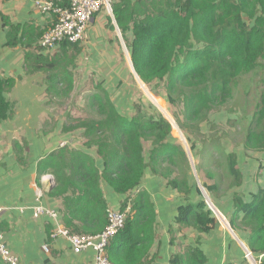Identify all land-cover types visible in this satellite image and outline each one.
I'll return each instance as SVG.
<instances>
[{"label": "trees", "instance_id": "1", "mask_svg": "<svg viewBox=\"0 0 264 264\" xmlns=\"http://www.w3.org/2000/svg\"><path fill=\"white\" fill-rule=\"evenodd\" d=\"M111 10L124 40L127 32L132 35L127 47L139 79L145 86L163 82L168 104L182 106L181 118L177 116L175 120L193 139L189 137L187 143L193 158L197 156L201 161L196 169L204 165L206 177H214L213 185L202 183L203 192L219 198L240 186L241 174L235 168L234 156L224 154L220 139L202 134L199 125L208 122L211 111L224 108L233 113L235 108L230 109L229 105L236 99L240 82L246 75L257 74L261 76V90L251 120L247 124L244 121L251 87L258 91L257 84H250L239 93H244L239 96L244 107L241 118L234 123L237 126L245 123L246 150L264 151V0H119L112 4ZM110 27L113 29L111 21ZM10 30L17 28L10 25ZM8 45L14 44L9 41ZM42 50L39 54H26L27 71L47 72L54 94L67 95L73 83L69 68H74L80 53L78 43L63 41L61 52L55 57L43 54ZM64 83L68 92H58L57 86ZM7 87L8 82L0 77V123L12 111L3 96ZM89 102L94 118L79 120L76 126L84 129L89 146L97 147L103 170L99 172L93 160L81 151L67 148L47 155L37 164L38 179L48 173L55 180L51 195L63 199L66 228L82 234H96L104 229L107 205L100 180L117 194H126L139 185L145 168L149 167L177 192L184 195L190 192L187 180L190 166L185 151L167 141L171 126L161 115L145 113L141 105L134 104L135 115L127 119L117 112L102 86L89 97ZM142 140L152 145L148 163L144 161ZM196 142L200 149L196 148ZM13 148L18 161H24L21 146L14 144ZM233 205L236 216L243 214L242 225L249 231L248 250L254 256L264 253V189L253 195L251 202L234 194ZM126 208L124 203L120 211ZM206 208L204 201L186 203L179 209L176 222L184 229L191 227L207 233L216 219ZM153 216L147 194L140 191L131 200L123 229L107 247L111 264L146 262L152 240L147 229ZM230 226L236 229L237 220H230ZM0 264L4 263L0 260ZM44 264L51 263L46 260ZM170 264H205V257L198 248H186L183 254L173 256Z\"/></svg>", "mask_w": 264, "mask_h": 264}, {"label": "crops", "instance_id": "2", "mask_svg": "<svg viewBox=\"0 0 264 264\" xmlns=\"http://www.w3.org/2000/svg\"><path fill=\"white\" fill-rule=\"evenodd\" d=\"M45 1L47 0H0V77L8 82L3 96L12 106L10 117L0 123V232L10 254L17 257L20 264H44L46 260L51 264H92L95 257L93 250L75 254L65 238L49 239V234L55 229L66 228L62 214L63 199L51 195L55 187L51 174L46 173L37 178V164L47 155L67 148L81 151L93 160L99 172L103 170V161L97 147L89 146L83 136L84 129L76 125L79 120L94 118L89 97L97 91L98 86H102L108 93L120 115L127 119L135 115L134 104L127 98L129 93H135L134 87L129 86V78L132 77L130 73L134 77L135 75L130 62L131 72H125L126 68L121 62L124 48L122 41L130 43L132 35L129 39L131 33L127 32L124 40L120 30L116 28L112 11L110 13L103 8L95 14L88 23L83 40L78 43L80 53L75 58V66L69 68L73 78L72 89L65 96H56L51 89L52 84L47 81V72H28L25 65L27 53L39 54L41 37L54 19L50 12L43 13L37 8L38 2ZM117 2L119 0H114L113 3ZM10 25L17 30L11 32ZM117 32L122 37L117 36ZM9 41L14 45L9 46ZM62 43L63 41L52 50L43 49L42 53L55 57L60 54ZM126 55L129 56V61L130 55ZM76 67H81L83 72H72ZM90 77L94 79L90 80ZM66 85L59 84L56 90L66 93ZM77 93L83 98L75 97L73 104L72 98ZM144 93L150 98L145 91ZM25 94H30L35 99L34 111H30L31 104L24 100ZM66 100L63 112L56 114L54 106H64ZM157 106L167 116V109ZM70 107H77L84 114L74 115L75 111ZM19 110L27 111L22 114ZM221 112L227 114L223 120L219 118ZM34 116L35 124L31 125ZM237 118H241L239 108H235L233 113L223 108L211 111L208 122L199 125L202 134H211L220 139L224 154L234 156L235 168L241 174L240 186L229 189L219 198L207 194L220 216V222L216 220L214 227L207 233H199L191 227L184 229L176 222L179 209L186 203L205 202L202 183L214 184V177H206L204 165L196 169V164L199 165L201 161L197 156L193 158L190 151V155L187 154L182 145L185 139L176 126L174 130L181 144L170 136L171 132L167 141L180 145L185 151L190 166L187 176L190 192L187 195L170 187L166 179L155 175L149 167L145 168L139 185L126 194H117L107 182L100 180L99 186L107 211H120L124 203L127 204V211H130L134 196L140 191L147 194L154 216L152 223H148L150 229L147 232H150L152 240L144 264H170L172 257L183 254L186 248H198L205 257V264H248L244 249L249 246V231L242 225L243 214H235L233 198L234 194H238L245 202H251L252 196L264 189V151L245 149V123L251 117L247 114L245 123L241 126L234 123ZM165 120L172 130V123ZM64 128H69L70 131ZM141 143L144 161L148 163L152 145L149 141L142 140ZM185 143L188 147L186 141ZM196 143V148L200 149L199 142ZM14 144L23 149L21 155L24 161H18ZM38 207L46 212L57 213V218H50L48 214L35 216ZM220 213L225 216V224L220 219ZM230 220H237L236 229L230 226ZM44 245H48V253L43 250Z\"/></svg>", "mask_w": 264, "mask_h": 264}, {"label": "built area", "instance_id": "3", "mask_svg": "<svg viewBox=\"0 0 264 264\" xmlns=\"http://www.w3.org/2000/svg\"><path fill=\"white\" fill-rule=\"evenodd\" d=\"M114 0H47L43 3H37V8L43 12H50L53 16V22L49 29L42 35L40 47L45 50H52L62 41L71 44L79 43L83 40L88 23L93 16L105 8L111 13V6ZM63 145V144H62ZM205 196V203L208 210L219 220L216 209L208 196ZM1 212V209H0ZM108 210L107 223L104 229L96 234H76L66 228H57L49 234V239L54 240L57 237L65 238L72 247L75 254L86 250L95 252L92 264H111L107 257V247L110 240L123 229L127 213ZM48 214L50 218L56 219L58 214L55 212H46L42 207L35 210V216ZM48 245L43 246V250L48 253ZM244 257L249 264H261L264 253L254 256L248 249H244ZM0 259L5 264H20L17 257L10 254L6 244L3 242L0 232Z\"/></svg>", "mask_w": 264, "mask_h": 264}, {"label": "rangeland", "instance_id": "4", "mask_svg": "<svg viewBox=\"0 0 264 264\" xmlns=\"http://www.w3.org/2000/svg\"><path fill=\"white\" fill-rule=\"evenodd\" d=\"M116 35L118 34V35H120L121 36V34L119 33V32H117V33H115ZM117 35V36H118ZM122 37V36H121ZM129 39H131V34H129V37H128ZM128 44L129 43H127V42H123L122 41V45H123V49H122V57H121V62H122V64L125 66V72H131V70H130V67H129V61H128V58H129V56L127 57V55H126V53H128V55H129V49H128ZM126 45V46H125ZM120 55H121V53H120ZM104 71H106V69L104 70ZM72 72H83V70L81 69V67H76V69L74 70H72ZM256 72H258V71H256ZM260 72V71H259ZM130 75L132 76V77H130L129 79H130V83H129V86H133L134 87V91H135V93H134V95L133 94H131V93H129L128 95H127V98H129L130 100H131V103H133V104H139V105H141V108H142V111L143 112H145V113H147V111L150 113V114H154V115H161L163 118H168V120H170V121H173V119H174V125L177 127V129L180 131V133L183 135V137H184V139H185V141L186 142H189V137H190V135L189 134H187L186 132H184L183 130H181L179 127H178V125H177V123H176V120H175V118L178 116L179 118H181V112H182V106H178V107H174V106H171L170 104H168V102H167V100H166V98H165V94H164V89H163V82H161V83H159V84H152L151 86H148V85H144V84H142V83H140L137 79H136V77H134L131 73H130ZM129 77V76H128ZM260 77L261 76H258L257 74H250V75H246L244 78H243V80L240 82V85H239V88L237 89V93H236V99L234 100V102H231L230 103V105H229V108L231 107L232 109L233 108H238L239 106H240V108H239V110H240V114L242 115V107H244V105H243V101H242V99L241 98H239V96L241 97V96H244V93L242 94V95H239V93H241V91H242V89L244 88V87H249V85L250 84H257L258 85V91L257 90H255V87H251V89H252V91H251V93H250V97H249V100H248V104H247V107H246V113L251 117V115H252V113H253V107H254V104L256 103V101H258V95H259V92H260V90H261V87L259 86L260 85V83H259V79H260ZM132 78V79H131ZM94 79V78H93ZM91 77H90V80H93ZM87 86V85H86ZM144 91L150 96V98H148L147 96H145V93H144ZM254 92H256L257 94H256V98H257V100H255L254 98H253V94H254ZM130 96V97H129ZM75 97L77 98V97H82L83 98V96L81 95V94H79V93H77L76 95H74V97L72 98V100H73V104H75V101H74V99H75ZM24 100L27 102V103H30L31 105H30V111H34V106H35V104L36 103H34V101H35V99L33 98V96L32 95H30V94H25L24 95ZM156 100V101H155ZM156 102L158 103V104H156ZM64 106H61V107H55L54 106V109H55V111H56V114L58 113V114H60L61 112H63V108H65V104H67V100L66 101H64ZM156 104V105H155ZM157 105H160V106H163L164 108H166L167 109V112H168V114H167V116L164 114V116L161 114L162 112L160 111V109H159V107L157 106ZM71 108V107H70ZM230 108V109H231ZM27 109V108H26ZM72 109V111H75V112H73L74 113V115H75V113H76V115L78 114V115H83L84 114V112H81L80 111V109H78L77 107H74V108H71ZM24 111H27V110H19V112L20 113H25ZM245 111V110H244ZM171 114H172V116H173V118H172V116H171ZM86 116H88V114L86 115ZM89 117H93V116H89ZM225 117H227V114H225L224 112H221L220 113V119L221 120H223ZM165 118V119H166ZM35 116L32 118V121H31V125H33V124H35ZM210 122V121H209ZM212 122V121H211ZM210 122V124H212ZM174 125H173V128H172V130H171V134H170V136L175 140V141H177V143H179V144H181V142H180V139L177 137V135H176V132H175V130H174ZM242 132L244 133V127L242 126ZM191 138V137H190ZM184 139L182 138V141H184ZM190 140H192V138L190 139ZM184 141V142H185ZM188 144V143H187ZM188 147H190V145L188 144ZM208 209V208H207ZM214 217H215V215H214ZM227 218V217H226ZM215 219L218 221V222H220L216 217H215ZM228 219V218H227ZM247 249V248H246ZM249 264V263H248Z\"/></svg>", "mask_w": 264, "mask_h": 264}, {"label": "water", "instance_id": "5", "mask_svg": "<svg viewBox=\"0 0 264 264\" xmlns=\"http://www.w3.org/2000/svg\"><path fill=\"white\" fill-rule=\"evenodd\" d=\"M115 26H116V25H115ZM116 28H117V26H116ZM129 62H130V65H131V67H132L133 74L135 75L136 79H138L142 84H144V83L139 79V77L137 76V74L135 73V71H134V69H133V66H132V63H131L130 59H129ZM182 145H183L184 148L186 149L187 154L190 155L186 143L184 142Z\"/></svg>", "mask_w": 264, "mask_h": 264}, {"label": "bare ground", "instance_id": "6", "mask_svg": "<svg viewBox=\"0 0 264 264\" xmlns=\"http://www.w3.org/2000/svg\"><path fill=\"white\" fill-rule=\"evenodd\" d=\"M161 114L164 116L163 113H161ZM164 117H165V116H164ZM165 118H166V117H165ZM166 119L168 120V118H166ZM169 121H170V120H169ZM170 122L172 123V125H174V122H173V121H170ZM174 128H175V125H174ZM216 213H217V212H216ZM220 214H221V218H220V219H221L222 223L225 224V223H226L225 216H224L222 213H220ZM217 216L220 217L218 213H217Z\"/></svg>", "mask_w": 264, "mask_h": 264}]
</instances>
